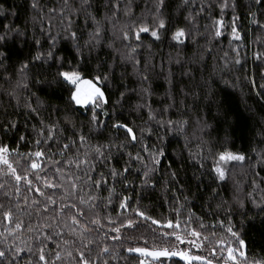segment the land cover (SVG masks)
I'll list each match as a JSON object with an SVG mask.
<instances>
[{"label": "snow or ice", "instance_id": "6c2138e0", "mask_svg": "<svg viewBox=\"0 0 264 264\" xmlns=\"http://www.w3.org/2000/svg\"><path fill=\"white\" fill-rule=\"evenodd\" d=\"M144 3L145 7L139 17L125 24L118 34L113 22L117 21L121 14L126 17L134 15V0H79L78 8L72 7L69 0H59L55 7H48L43 0H30L28 7L33 12L31 20L34 28L30 39L26 38L27 29L24 27H18L11 22L0 26L2 27L0 80L10 85L9 88L3 89V93L9 99L0 105V138L7 139L9 134L16 133L19 122L14 118L15 116L32 114L41 116L38 124L32 125L37 150L28 153L29 157L35 158L31 163V169L35 170L32 172L34 179L17 173L6 154L18 150H10L3 144V139H0V165L6 167V174L13 177L17 184L16 211L27 212L31 216V209L40 210L35 213L37 216L35 225L32 226L31 221L29 225H25L14 216L12 209L5 210L0 204V225L3 226V230L0 231V264H50L49 254L55 256L59 264H63L64 258L60 251L51 252L49 245L55 244L58 249L61 245L69 246L71 241L64 238L65 234L80 237L83 244L87 232L81 223V218L85 216V209L94 210L98 202L115 209L114 200L118 201L119 209L124 210L118 216L126 219V230L136 231L142 224L125 216L127 209L131 208L132 197L124 193L127 185L136 180L140 181L141 191L154 186L163 188L166 193L173 191L174 202H179L183 197L186 203L189 196L185 193H192L195 198V194L206 191L207 207L213 215H218L216 209H224V205L228 204V208L224 210L229 215L244 216L245 213L240 209L245 207L246 200L264 214V186H262L264 177L260 178V181L251 180V191H245L240 182H234L232 204L220 196L221 185L218 183L219 181L226 184L231 179V168L246 169L254 176L258 175L255 172L257 167L264 171V126L256 133L260 139L255 141L254 145H250V152L254 155H248L243 150L225 149L213 152L206 139L211 132L216 131L217 127L224 125L234 128L241 120L240 113L232 111L224 101L214 99L213 89L217 76H220L225 84L229 83L221 76L225 69L243 67L247 62L240 55L239 48V43L243 40L242 30L237 24L239 16L236 15V9L241 6L240 0H179L175 8L187 10L184 20L190 27H180L174 22V17L169 11L170 0H144ZM101 8L102 15H100ZM229 9L233 13L231 21L225 18ZM7 11L5 6L0 4V16H4ZM247 11L251 17L250 23L257 25L259 30L264 32V19L257 18V11L264 16V0H250ZM205 12L210 23L205 24L201 31L197 21ZM75 17H82L83 25ZM53 18L58 19V26L52 24ZM37 20L40 24L38 32ZM45 20H48L47 27L43 26ZM106 24H112L113 36L121 42L122 47H115L114 41L108 38ZM225 32L231 38L229 45L233 55L230 56L229 51H224L223 56L217 57L213 54L214 43L223 37ZM146 34H150V38H146ZM166 34H170L169 39L172 42L170 47L176 49V53L175 55L168 53L169 67L167 74L164 75L163 72L153 71L156 65L152 62L154 58L152 49L156 43L163 42ZM197 37H203L205 43L201 45ZM21 38L25 39L21 41ZM189 40L197 45V50L191 55H181L186 41ZM20 43L28 47V54L24 59H20L24 53V47H18ZM234 43L236 46L231 47ZM64 46H70L72 49L73 60L76 61L72 70H63L66 57L59 53ZM33 48H35L34 53ZM105 48L112 50L116 55L102 59L101 53ZM209 58L223 63H215L205 76L202 69L207 71ZM252 58L259 69V80L250 75H245L244 79L248 87L258 88L255 95L264 100V51H254ZM129 65L131 75L138 80L135 89L126 86L125 78ZM172 65H178L179 75L187 78V83L179 90L182 96L178 102L187 111L183 112L181 108H177V112L181 114L176 119L166 115L170 109L177 107L174 91L176 72ZM160 67L163 69V61ZM120 68H124V71L120 72L117 78L116 73ZM198 72L201 73L199 79L196 76ZM160 75H164L168 88L163 94L161 106L155 108L152 97L156 94V90L153 85L154 80ZM110 81L115 84L114 89L109 87ZM36 85L39 86L41 95L32 91V87ZM61 91L68 94L66 106L62 109L48 104L46 97ZM130 92L137 96L136 103L130 107L131 111L137 114L136 120L140 121L139 124L136 120L129 124L123 112L124 102L128 101ZM113 96L116 97L115 101ZM189 99L191 103H188ZM12 101H15V104ZM201 101H206L209 108L212 106L216 108V114L212 117L216 127L199 114L203 111L200 107ZM76 106L86 107L90 113L87 122H81L84 127H77L76 113L79 108ZM9 107L21 108L23 112H9ZM50 109L62 113L63 122L72 126L73 137L76 138L68 137L67 143H61L65 139L63 132L68 129L61 124L60 119L45 122L42 113ZM101 114L108 119L102 121ZM190 127L191 132H189ZM92 133L104 137V142L93 145ZM153 137H155L154 141ZM173 137L182 138L183 147L172 156V164L166 165L162 159H167L166 140L170 142ZM18 139L28 138L19 135ZM194 140L197 141L195 148ZM49 142L56 143L59 151L49 152L47 150L51 146ZM41 145L44 148H41ZM74 147L75 154L64 160ZM185 151L187 156L184 155ZM55 156H60L61 160L52 159ZM44 157L52 159L51 166L46 161L42 165L40 160ZM209 157L212 158L211 167L205 163ZM109 161H115L116 164H110ZM121 161H123L122 165ZM176 164H179V167H175ZM182 169L185 175L183 181L180 179ZM189 170L190 177L187 174ZM157 173H160V176H157ZM176 185H180L179 196L174 192ZM2 187L4 185L0 184V188ZM22 187L28 192L38 193L39 198L29 201L28 197L23 196ZM104 192L108 193L107 197L103 196ZM257 193L260 195L257 196ZM57 194H59V204ZM212 201H217L215 208L212 206ZM183 207L184 204H180V208ZM132 211L136 214L137 221L143 218L144 221H151L153 225L161 224V221L147 215L139 206L132 208ZM48 213H52V217L44 220V216ZM190 222L191 217L184 221V223ZM92 223L103 229V226L97 224L95 220ZM243 223L242 220L241 226ZM180 226L181 221L177 214L175 224L169 219L166 225L153 231V235L166 227L171 231L163 232L164 237L174 236L177 242L187 243L189 248H200L201 233L192 229L190 232L192 238L185 241L176 231ZM25 228L32 233L31 243L21 238ZM112 231L116 233L112 236L113 242L120 243L121 228L116 227ZM227 231L235 238L238 247L229 245L217 249L222 254L223 264H248L247 254L243 250L246 242L242 238V233L233 231L232 226H229ZM84 246L88 247L87 244ZM173 248L174 246H170L150 250L148 247L130 246L124 251L130 256L139 254L136 257L139 264H145V260L140 257L152 258L150 264H164L165 259L174 257H178L185 264H212V259L203 255H194L190 250H173ZM102 254L112 256L108 247L103 249ZM66 255L71 260L73 253L67 251ZM75 258L77 264H92L85 251H80ZM213 258H215L214 253ZM106 264H110V261ZM253 264H264V260L254 261Z\"/></svg>", "mask_w": 264, "mask_h": 264}, {"label": "trees", "instance_id": "16d2710c", "mask_svg": "<svg viewBox=\"0 0 264 264\" xmlns=\"http://www.w3.org/2000/svg\"><path fill=\"white\" fill-rule=\"evenodd\" d=\"M43 2L46 3L48 7H55L58 5L59 0H43ZM178 2L179 0H170L169 4V11L174 17V22L180 27H190V25H186L184 20L187 10H177L175 8V5ZM28 3H30V0H0V4H3L8 10L4 16H0V26L7 25L11 22L18 27H24L27 29L26 38L30 39L34 28L33 21L31 20L33 12L31 8L28 7ZM69 3L72 7H79V0H69ZM249 3L250 0H240L241 6L236 9V15L239 16L237 24L242 30L243 36V40L239 43L240 55L244 57L247 62L243 64V67H233L230 70L225 69L221 73V76L229 81L228 84H225L220 76L215 77V82L213 84V89L215 92L214 99L217 101H224L232 111L240 113L241 120L240 123L234 128H228L227 126L221 125L216 128L215 132H211V135L206 137L213 152L222 151L225 149L229 151L243 150L248 155H254L250 152V145H254L255 141L260 139V137L256 136V133L262 126H264V100H261L255 95V92L258 90V88L248 87L247 81L244 79L245 75H250L257 81L259 80V69L256 66V62H254L252 58V53L257 50L264 51V32H261L257 25L250 23L251 17L248 15L247 11V6ZM144 7V0H134V15L131 17H126L121 14L119 19L113 22L115 23L117 34L125 24L130 23L132 20H136ZM13 12L15 14H12ZM102 14L103 9L101 8L100 15ZM216 14H218V11ZM201 17L202 18L198 19L197 23L200 26L201 31H203L204 25L210 23V21L207 18V12L202 13ZM232 17V10H227L225 18L228 21H231ZM257 18L264 19V16H262L261 13L257 11ZM75 19H77V21L83 25L82 17H75ZM52 24L54 26H58V19L53 18ZM43 26H48V20L44 21ZM39 27V20H37V32ZM0 30H2V27H0ZM106 30L108 38L114 41L115 47H122L121 42L115 39L113 36L112 24H106ZM169 35L170 34H166L163 42L156 43L152 49L154 53L152 62L156 65L155 69L153 70L154 73L163 72L164 75H166L169 67L167 62L168 53L171 52L173 55L176 53V49L170 47L172 42L169 39ZM146 38H150V34H146ZM23 39L25 38H21V41H23ZM230 39L231 38L228 36L227 32H225L224 36L214 43L213 54L217 57H220L223 56L224 51H229V55H233L230 52ZM197 40L201 45L205 43L203 37H197ZM235 46V43L231 45V47ZM18 47L24 46L22 43H20L18 44ZM196 50L197 45L193 44L192 41L189 40L186 41V46L182 49L181 55H191ZM32 51L34 53L35 48H33ZM27 54L28 47H24V53L20 56V59H24ZM59 54L66 57L65 68L63 70H72L76 61L73 60V52L70 46H64L61 53ZM115 55L116 54L112 52V50L105 48V50L101 53V58L108 59L109 56ZM13 59L15 60V57ZM76 59L78 60L79 57ZM161 61H163L164 64L163 69L160 67ZM217 62L220 64L223 63L222 61H214L209 58L207 60V71L202 69L203 74L207 76L208 72L212 70V66ZM172 68L176 72V87L174 91L176 93L177 107L170 109L166 115L176 119L181 114L177 112V108H181L183 112L187 111L186 109H183L178 103L182 96L179 90L187 83V78H183L179 75L180 69L178 65H172ZM122 71H124V68L117 70V78H119L120 72ZM127 73L128 74L125 78L126 86L130 89L137 88L138 80L137 77L131 75L130 65L127 67ZM164 75H160L158 79L154 80L153 86L156 90V94L152 97V102L153 107L155 108H159L161 106V101L164 99L163 94L165 89L168 88V84L164 81ZM200 75V72L196 73L197 79L200 78ZM9 87L10 85L5 84L3 80H0V105H3L4 102L8 101L9 98L3 93V89ZM32 91L36 92L38 95H41L38 85L33 86ZM67 96V92L61 91L57 92L55 95H48L46 99L48 104L63 109L66 106ZM115 99L116 97L113 96V101H115ZM136 101L137 96L130 92L128 94V101L124 102L123 112L127 116L129 124H131L133 120H136L137 114L132 112L130 107L131 105H134ZM12 103L15 104V101H12ZM188 103H191V99H189ZM76 107L79 108V111L76 113L77 127H84V124H81V122L86 123L90 113L86 107ZM200 107L203 109V111L199 114L206 118L214 127H216L215 121L212 119V117L216 114V108L214 106L209 108L206 101H201ZM8 111L22 113L23 109H13L9 107ZM42 116L46 123L54 122L57 119H60L61 124L68 129L67 131L63 132L65 139L61 143H67V138L73 137L72 126L63 122L62 113H57L56 111H52L50 109L49 111L43 112ZM189 117L192 118L191 114H189ZM14 118L19 122L18 130L15 134H9V138L7 139H0H3V144L7 145L10 150H18V152L10 151L9 154H6L13 167L17 170V173L22 176L26 175L29 178H33L32 172L35 170L31 169V163L32 159L35 158L29 157L28 153L37 150V146L34 143L36 137L32 132V125L38 124L41 116H37L36 114H32L31 116L17 115ZM100 119L105 121L108 119V117H105L101 114ZM136 123L139 124L140 121L136 120ZM133 127L135 126L133 125ZM191 131L192 128L190 127L189 132ZM19 135H25L28 139L20 140L18 139ZM91 136V143L93 145L104 142V137H99L95 133H92ZM152 139L154 141L155 137ZM225 141L227 142L225 143ZM49 143L51 145L50 148L47 149L49 152L55 153L59 151L56 143ZM196 143L197 141L194 140V148ZM166 145L167 159H162L164 160V164L170 165L172 164V156L177 150L183 147V139L173 137L170 142L166 140ZM41 148H44V146L41 145ZM81 151H83V149H81ZM74 154L75 147L71 152L68 153L66 157H64V160H67L68 156H73ZM184 155L187 156V151L184 152ZM52 159L59 161L61 160V157L55 156ZM52 159L44 157L41 158L40 162L43 165L46 161L47 164L51 166ZM125 159H127V157H125ZM109 163L113 165L116 164L115 161H109ZM120 163L122 165L123 161ZM205 163L211 167L212 158L209 157ZM189 164H191V162H189ZM174 166L179 167V164ZM0 169H3L0 171V184L4 185V187L0 188V204L3 205L5 210L12 209L14 216L17 219L23 221L25 225H29V221H31V225L34 226L37 222V216L35 213L40 210L31 209V216H29L27 212L16 211L15 201L17 199V184L13 177L6 174L7 169L5 166L0 165ZM64 170L67 172L66 168H64ZM255 172L258 175L254 176L251 171L242 169L240 167L231 168V179H229L226 184L218 181V183L221 185L219 189L220 196H222L225 201H228L229 204H232V196L235 190L234 182H240L245 191H251V180L256 179L257 181H260V178L264 177V171H261L260 167H257ZM187 174L188 177H190L191 171L189 170ZM156 175L160 176V173H157ZM53 179L55 178L53 177ZM180 179L181 181L185 179L183 169L181 170ZM21 191L23 196L29 198V201L34 198H39L38 193L28 192L23 187L21 188ZM117 191H120L119 187L117 188ZM174 192L175 195H180V185H176ZM124 193L125 195L132 197L131 208L127 209L125 216L129 219H132L134 222L141 223L142 226L139 227V229L136 231L126 230V219L123 216H118L120 212L124 211L119 209L118 201L114 200V204L116 205L115 209L110 206L106 207L104 203L98 202V206L95 207L94 210L89 211L85 209V216L81 218V223L84 225V228L87 232V235L84 237V243H81V238L78 236L65 234L64 238L71 241L70 245L67 247L61 245V248L58 249L55 247V244H50V251H60L61 256L64 258L63 264H77L75 257L80 251H85L88 253V258L92 261V264H97L98 259L99 264H106V262L109 261L110 264H139L138 259L136 258L139 256L138 254L130 256L124 250L130 246L148 247L149 249L155 250L170 246H178V242L175 240L174 236L164 237L162 235L163 232H170L171 229L164 227L162 231L156 232L155 235H153V231L161 228L162 225H166L169 219H171L175 224L177 214H179L181 226L176 231L184 239L190 238L191 230L195 229L201 233L200 241L204 248H214L218 245H220L221 248H225L229 245L232 247H238L235 238L231 237V234L227 231V228L232 226L233 231H239L242 233V238L246 242V247L243 250L247 254L248 264H253L254 261L264 260V214L260 212L259 208L254 207L253 204L247 200L245 201V207L240 209L241 212L245 213L244 216L229 215V213L224 210L228 208V204L224 205V209H216L218 215H213L207 207L208 201L206 191H202L201 194H195V198H193L192 193H185V195L189 196V199L186 203L184 202L183 197H181L179 202H174L173 191L166 193L164 189L159 186L144 188V190L141 191L140 181L136 180L133 183L127 185V187L124 189ZM107 195V192L103 193L104 197H107ZM259 195L260 193H257V196ZM56 198L59 204V194H57ZM137 201H139V205H137ZM211 203L213 208H215L217 201H212ZM180 204H184L183 209L180 208ZM137 206H139L141 210L145 211L146 214L150 215L153 219L161 221V224L153 225L151 221H144L143 218H140V220L137 221L136 214L132 211V208H136ZM21 207H23L22 203ZM52 215V213H48L44 216V220H48L50 217H52ZM189 217H191V222L184 223V221L188 220ZM93 220H95L97 224L102 225L103 229L101 230L100 227L94 226L92 223ZM242 220L244 221L243 226H241ZM221 221H223V223H221ZM53 222H55L54 219ZM5 223H7V221H5ZM201 225H203V227H201ZM116 227L121 228L120 243H115L112 240V236L116 235L112 229ZM2 230L3 226L0 225V231ZM31 236L32 233L29 232L27 228H25L22 232L21 238L31 243ZM84 244H87L88 247H85ZM180 246L184 247V244H181ZM105 247L110 249L112 256H104L102 254ZM67 251H71L73 253L71 260H69L66 255ZM140 259H144L145 264H150V258L140 257ZM48 260L50 264H59V262L56 261L55 256L51 254H49ZM164 264H185V262L178 258H172L165 259Z\"/></svg>", "mask_w": 264, "mask_h": 264}, {"label": "rangeland", "instance_id": "374dc122", "mask_svg": "<svg viewBox=\"0 0 264 264\" xmlns=\"http://www.w3.org/2000/svg\"><path fill=\"white\" fill-rule=\"evenodd\" d=\"M191 238L192 237L186 238L185 241H187L188 239H191ZM199 242L201 244L200 248H195V247L189 248V245L187 243H183L184 247H181L180 246L181 243L178 242L177 243L178 246L174 247L173 250H176V249L190 250L192 252V254H194V255L199 254V255L205 256L208 259H212V264H223V260H221L222 254L220 251L217 250V249L221 248L220 245L215 246L214 248L213 247L212 248H204V246L200 240H199ZM150 250H155V249H150ZM214 250H215V252H214ZM213 253H214L215 258H213ZM147 258H150V257H147ZM174 258H178V257H174ZM150 259H152V258H150Z\"/></svg>", "mask_w": 264, "mask_h": 264}, {"label": "clouds", "instance_id": "9594fccd", "mask_svg": "<svg viewBox=\"0 0 264 264\" xmlns=\"http://www.w3.org/2000/svg\"><path fill=\"white\" fill-rule=\"evenodd\" d=\"M109 87H111V88H115V84L114 83H112L111 81L109 82Z\"/></svg>", "mask_w": 264, "mask_h": 264}]
</instances>
